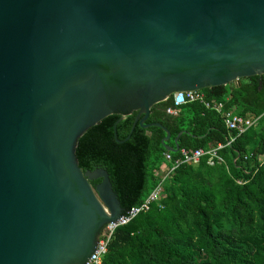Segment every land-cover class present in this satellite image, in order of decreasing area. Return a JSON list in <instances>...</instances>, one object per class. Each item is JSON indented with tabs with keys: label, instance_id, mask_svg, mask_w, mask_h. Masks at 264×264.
Returning <instances> with one entry per match:
<instances>
[{
	"label": "water",
	"instance_id": "1",
	"mask_svg": "<svg viewBox=\"0 0 264 264\" xmlns=\"http://www.w3.org/2000/svg\"><path fill=\"white\" fill-rule=\"evenodd\" d=\"M254 75L264 0H0V264H85L122 213L107 171L78 165L89 127L119 114L116 142L157 126L174 152L154 104Z\"/></svg>",
	"mask_w": 264,
	"mask_h": 264
},
{
	"label": "trees",
	"instance_id": "2",
	"mask_svg": "<svg viewBox=\"0 0 264 264\" xmlns=\"http://www.w3.org/2000/svg\"><path fill=\"white\" fill-rule=\"evenodd\" d=\"M210 103L187 102L176 114L172 96L154 104L145 123H159L167 140L179 149L221 148L220 160L209 154L196 163H180L161 182V197L112 233L102 264H264V75L202 89ZM232 112L256 123L240 134L224 125ZM136 111L122 117L116 136L124 140ZM111 114L89 127L77 140L75 155L82 171H107L122 211L140 204L169 167L177 151L162 145L161 127L135 124L130 137L119 143ZM232 139V140H231ZM231 140V141H230ZM100 178L90 180L95 186Z\"/></svg>",
	"mask_w": 264,
	"mask_h": 264
},
{
	"label": "built area",
	"instance_id": "3",
	"mask_svg": "<svg viewBox=\"0 0 264 264\" xmlns=\"http://www.w3.org/2000/svg\"><path fill=\"white\" fill-rule=\"evenodd\" d=\"M172 100L174 107L168 108L166 110L170 114H176L178 111L177 108L179 106L192 101L200 102L206 108L214 109L217 112L221 111L222 109L221 102L210 103L208 100H206L205 94L202 90L175 92L174 94H172ZM256 120L257 119L252 120L250 118H244L232 112H225L223 118L225 127H227L229 130L236 131L237 134L242 133L247 128L254 125L256 123ZM221 147L222 145L218 144L216 148L206 151L203 149H194L190 151L186 150L185 148H181L179 149L180 156L176 159H173L169 152L164 153V159L167 163H169V167L167 166L161 169L162 171L160 172V181L154 186V188L140 204L131 207L125 212L122 211L116 221L108 222L103 226L99 234L98 241L95 245V249L90 254L85 264H102L103 257L107 251L108 243L115 228L117 226L128 223L137 214L147 210L152 202L158 201V199L161 197V182L171 173V171L176 166H178L180 163H196L199 158L205 154H209L210 156L208 161L209 163H212V158H217L218 160H220L221 158L218 157L216 150Z\"/></svg>",
	"mask_w": 264,
	"mask_h": 264
}]
</instances>
